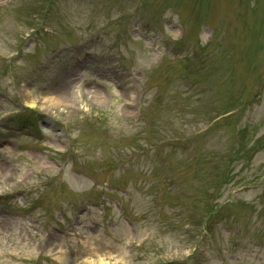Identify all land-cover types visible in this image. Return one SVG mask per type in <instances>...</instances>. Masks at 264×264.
Segmentation results:
<instances>
[{"label": "rangeland", "instance_id": "374dc122", "mask_svg": "<svg viewBox=\"0 0 264 264\" xmlns=\"http://www.w3.org/2000/svg\"><path fill=\"white\" fill-rule=\"evenodd\" d=\"M4 209L0 264H264V0H0Z\"/></svg>", "mask_w": 264, "mask_h": 264}, {"label": "bare ground", "instance_id": "6f19581e", "mask_svg": "<svg viewBox=\"0 0 264 264\" xmlns=\"http://www.w3.org/2000/svg\"><path fill=\"white\" fill-rule=\"evenodd\" d=\"M60 81V80H59ZM58 94L59 97L57 95H50L48 94L47 96V100L49 102L50 106H53L55 108V106H57L58 104L61 103H66V104H70V105H78L79 103L77 102L76 96L74 95V91L72 90V86H70L69 84H67L65 81H63L62 86L59 87L58 89ZM100 95L96 92L94 94V99L96 101H99ZM129 100L130 102L127 103L128 106H131V104L134 101V94L133 92H131L129 95ZM63 98V99H62ZM100 103V102H99ZM7 172H5V169H2V174H6ZM100 264L104 263L103 259H100Z\"/></svg>", "mask_w": 264, "mask_h": 264}]
</instances>
